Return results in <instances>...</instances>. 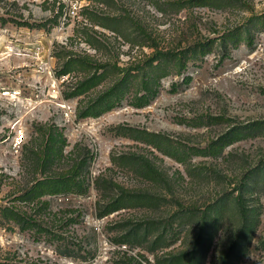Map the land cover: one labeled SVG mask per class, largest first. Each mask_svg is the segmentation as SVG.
<instances>
[{
  "label": "rangeland",
  "instance_id": "374dc122",
  "mask_svg": "<svg viewBox=\"0 0 264 264\" xmlns=\"http://www.w3.org/2000/svg\"><path fill=\"white\" fill-rule=\"evenodd\" d=\"M3 263L264 264V0H0Z\"/></svg>",
  "mask_w": 264,
  "mask_h": 264
},
{
  "label": "trees",
  "instance_id": "16d2710c",
  "mask_svg": "<svg viewBox=\"0 0 264 264\" xmlns=\"http://www.w3.org/2000/svg\"><path fill=\"white\" fill-rule=\"evenodd\" d=\"M84 114H86V113H84ZM35 160H36V158H35ZM35 162L36 161H34L33 164H35ZM37 163H38V161H37ZM72 183H74L73 179H71V178H69L67 176H57L54 179L48 178L47 180L42 179V180H38L36 184L32 185V188L28 192H32L34 194L38 190L43 191L44 186H50V187H52V190L53 191H58V190H62V189H65V188H69L70 187L69 184H72ZM120 199H121L120 197H117L116 199H114V201L111 202L110 205H109V207H108L109 210L115 209L118 206V203H119V200ZM6 209H9V208H6ZM11 211H13V210H11ZM14 213L19 217V219H25V217H26L25 214H23V213H21L19 211H16ZM133 232L134 231H131L127 235L128 236L127 239L130 238V235H132ZM144 236H146V232L144 233ZM173 259L174 258H171V260H173ZM3 264H8V263H3Z\"/></svg>",
  "mask_w": 264,
  "mask_h": 264
}]
</instances>
